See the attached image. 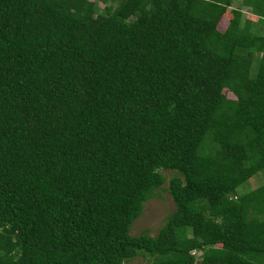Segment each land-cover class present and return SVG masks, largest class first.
<instances>
[{
  "label": "trees",
  "instance_id": "1",
  "mask_svg": "<svg viewBox=\"0 0 264 264\" xmlns=\"http://www.w3.org/2000/svg\"><path fill=\"white\" fill-rule=\"evenodd\" d=\"M263 170L264 0H0V264H264Z\"/></svg>",
  "mask_w": 264,
  "mask_h": 264
},
{
  "label": "rangeland",
  "instance_id": "2",
  "mask_svg": "<svg viewBox=\"0 0 264 264\" xmlns=\"http://www.w3.org/2000/svg\"><path fill=\"white\" fill-rule=\"evenodd\" d=\"M239 4V1L235 2V7ZM227 25V22L225 23ZM223 25V22H222ZM225 26V25H223ZM230 96H232L230 94ZM174 172H164V176L169 181L172 178ZM264 184V170L247 181L238 188V193L245 194L251 190ZM167 185V184H166ZM162 197H154L145 204V209L142 216L133 224L131 234L138 236L146 230L151 236H156L159 229L163 226L165 219L176 210V206L167 193H163ZM196 262H200L199 256L201 252H196ZM128 264H148L147 261L142 257H138Z\"/></svg>",
  "mask_w": 264,
  "mask_h": 264
}]
</instances>
